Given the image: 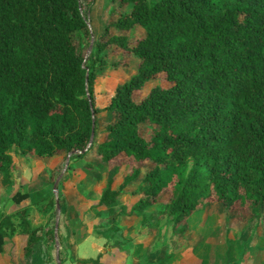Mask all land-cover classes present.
Listing matches in <instances>:
<instances>
[{
  "label": "trees",
  "instance_id": "16d2710c",
  "mask_svg": "<svg viewBox=\"0 0 264 264\" xmlns=\"http://www.w3.org/2000/svg\"><path fill=\"white\" fill-rule=\"evenodd\" d=\"M118 2L129 10L112 14L115 29L137 35L104 30L84 57L90 33L80 0H0V183L9 194L11 149L38 158L71 152L58 190L75 168L97 183L102 164L117 161L93 206L103 207L107 224L93 235L138 264H173L198 232L191 252L199 264H241L247 251L264 249L252 243L253 234L225 237L212 257L205 240L218 228L217 207L228 225L239 212L233 205L246 204L241 216L252 233L264 210V0ZM114 51L127 57L110 61ZM118 61L125 68L113 75L125 79L105 106L95 107L93 82ZM98 113L112 119L86 148ZM144 125L148 137L140 132ZM123 161L134 167L112 188ZM55 173L8 197L17 206L0 213V253L7 242L12 255L17 236L23 260L40 241L44 264L53 261V226L47 219L33 224L29 215L31 208L46 218L48 210L55 213ZM62 215L76 234L79 225L65 207ZM141 230L150 235L147 247L131 244L130 234ZM74 246L71 260L101 264L100 254L75 259Z\"/></svg>",
  "mask_w": 264,
  "mask_h": 264
},
{
  "label": "rangeland",
  "instance_id": "374dc122",
  "mask_svg": "<svg viewBox=\"0 0 264 264\" xmlns=\"http://www.w3.org/2000/svg\"><path fill=\"white\" fill-rule=\"evenodd\" d=\"M88 1L89 0H80L83 11L85 12V15L87 17V23L90 33L87 39V46L84 51V57H86L90 52L93 51V45L95 41L99 38L100 34L104 30H107L108 34L116 32L125 33L129 35L131 39L137 35V33L129 32L126 29H115L116 27L113 25V23L116 22V19H111L112 14H114L115 12H119L121 14L127 12V10H129V7L126 5V3L118 2V0H93L90 5H86ZM109 23L111 25L107 26ZM123 53L125 52L114 51L112 57H110V61L112 59L115 60L114 58L120 60V55H122V58L127 57V55L123 56ZM120 62L124 63V61ZM120 62L118 61L115 64L112 63L111 65H109L110 67H107V69L102 73L101 76L95 78L93 82V105L95 107L101 108L105 106L108 103L109 98L113 94L115 85L125 79V77L120 78L113 75V72L118 67L124 70L125 67L119 66ZM135 65L136 60H133L130 66L132 71L135 68ZM159 83H162V81L160 79H157L156 84ZM150 85L151 84L149 83L146 84L143 87L140 95H145ZM111 119L112 117L107 114H97L96 120L94 122V140H97L100 137L99 133L103 127V124L107 121H111ZM140 132L145 137H148L151 130L147 125H144L140 127ZM10 155L12 159V170L10 177L12 185L10 186V193L6 194L5 186L0 183V213L6 214L16 208L17 205L15 206L8 198L15 191L23 192L24 190L30 189L35 184L39 185L40 180H45L51 170L56 172V192H53L54 182L51 186V191L53 193L54 199L53 209L55 213H53L52 210H48L46 218L44 215L36 212L34 208H31L29 219L33 224L40 225H43L47 219L49 225L53 226L54 242L52 245L53 248L51 250L53 261H56V247L58 260L60 257L63 264H71L70 261L73 262V260H71L69 257L70 252L68 247L72 244L75 245L77 235L82 231H84L85 235H91L93 234L92 230L94 228L105 227L107 224L106 212L103 210V207L93 206L99 198L103 182L108 178L112 169L117 164V161L115 163L102 164L100 169L102 179L97 183L93 182V178L90 174L86 173L80 168H75V171L68 177L67 181L63 183V186L60 188V190H58L57 184L59 183V181L64 180L67 174V166L64 167L66 156H64L63 154H58L53 157L40 158L33 157L30 154L28 156H23L14 149H11ZM133 167L134 166L128 161L121 162L119 165V170L116 173L111 184V187L116 188L120 183L122 176L126 173H129L130 169H132ZM143 169L144 168H140L141 173L143 172ZM126 198H128L127 195H125L121 199V201H125ZM56 202L58 204V210H56ZM20 204H27V200H23ZM64 207L67 209L68 218L73 219V221H76L77 225H79L77 227L79 229L76 231V234H71L67 228L68 225L64 219V216L62 215V209ZM233 207H235V211L239 212L234 213L235 215L232 217L228 225H226L224 222L225 219L223 208L217 207L215 209L214 214L216 216V223L218 225V228L216 229V232L213 236H207L206 238L209 244L211 243L209 254L210 257H212L214 244L222 242L225 237L244 239L245 237H247V235L253 234L254 241L252 243L254 244V242H259V244L264 247V210L260 219L257 221L254 232L252 233L251 229L245 225V223H247V221H245L246 204L235 203ZM241 212H245L243 213L245 214V216H241ZM241 218H243V222L241 221ZM78 221L80 222V224H78ZM55 222H57V226L54 229ZM200 238L201 235L198 232H191V235L187 238V240L189 241V247L187 250L183 251L184 253L182 252L181 259L175 264H198V260L194 258L190 248L191 246L196 244ZM138 241L143 242L145 246L149 245L151 243L149 233L141 230L137 235H133L131 238V244ZM74 247L72 249H74ZM170 247L172 248V243L169 242V248ZM251 251L252 252H247V254H244L245 257L243 256L245 264H254L255 260H264V249L259 250L257 248H253ZM99 252H102V254L110 252L108 253V257H114L119 253L116 248H112L111 241L96 239L91 236L81 241L76 246V253H73L76 254V257L78 259H88L95 258L96 254ZM128 260V262H130V257L128 258ZM122 263L126 264L124 262Z\"/></svg>",
  "mask_w": 264,
  "mask_h": 264
},
{
  "label": "crops",
  "instance_id": "0c3cea01",
  "mask_svg": "<svg viewBox=\"0 0 264 264\" xmlns=\"http://www.w3.org/2000/svg\"><path fill=\"white\" fill-rule=\"evenodd\" d=\"M131 234H133V235H137L135 232H132ZM130 234V235H131ZM133 235H131V237L133 236ZM89 236H91V237H94V238H96V239H103V238H101V237H96L95 235H93V234H91V235H84L79 241H77L76 243H75V247H74V249H73V251L76 253V246L81 242V241H83L85 238H88ZM103 240H105V239H103ZM17 241V236H14V237H12V243L14 244L15 243V249H14V251H12V255H10L9 254V247L11 246V244H8L7 242H5L4 243V245H3V249H2V251H1V253H0V260H1V262H0V264H44V262H43V260H44V257H45V250H44V248H43V245H42V243L39 241V242H37L34 246H33V251H32V254L30 255V256H28L26 259H22L21 257H20V255H19V249H18V247H17V245H16V242ZM138 242H141V241H138ZM206 243H209L208 241H207V239H206V241H205ZM142 244H143V242H141ZM219 243H221V242H219ZM12 244V245H13ZM218 243H216V244H214V246L215 245H217ZM210 245H211V243H210ZM143 246H145L144 244H143ZM148 245H146L145 247H147ZM214 246H213V248H214ZM112 248H116V247H113L112 246ZM117 249V251L119 252L116 256H114V257H108V253H110V252H108V253H106V254H102V252H99V253H97V254H100V257H99V262L101 263V264H123L122 262H124V263H126V264H138V261H137V259H135L133 256H131L130 255V253L129 252H126V251H124V250H119L118 248H116ZM188 248H186L185 250H187ZM191 249V248H190ZM184 250V251H185ZM190 251V250H189ZM95 252V251H94ZM248 253L249 252H252L251 250L250 251H247ZM247 252L245 253V254H247ZM184 253V252H183ZM192 253V252H191ZM97 254H96V256H97ZM122 254V255H121ZM182 254V253H181ZM193 254V253H192ZM74 256H75V259H78L77 257H76V254H74ZM95 256V257H96ZM193 256H194V258H196L197 260H198V264H199V262H200V258L197 256V255H194L193 254ZM130 257V262H128L129 260H128V258ZM245 257V256H244ZM244 257H243V259H242V263L241 264H245V260H244ZM105 259V260H104ZM112 259H114V260H112ZM181 259V257L178 259V260H176L173 264H175L176 262H178L179 260ZM105 261H106V263H105ZM259 261H261V259L260 260H255V263L254 264H258V262ZM71 262V264H78V263H76L75 261H70ZM50 264H56V261H52ZM62 264H63V262H62Z\"/></svg>",
  "mask_w": 264,
  "mask_h": 264
},
{
  "label": "water",
  "instance_id": "95a60500",
  "mask_svg": "<svg viewBox=\"0 0 264 264\" xmlns=\"http://www.w3.org/2000/svg\"><path fill=\"white\" fill-rule=\"evenodd\" d=\"M93 132H94V124H93V120H92V124H91V133H90V137H89V140H88V143H87V146H86V148L91 144V142H92V138H93ZM85 148V149H86ZM84 149V150H85ZM71 154V152H69L68 154H67V156H66V160H65V165H64V167H66L67 166V163H68V157H69V155ZM56 179L54 180V183H53V192H56V188H55V186H56ZM56 210H58V204H57V202H56ZM56 226H57V222H55V225H54V229L56 228ZM55 260H56V264H60V262H59V260H58V256H57V248L55 247Z\"/></svg>",
  "mask_w": 264,
  "mask_h": 264
}]
</instances>
